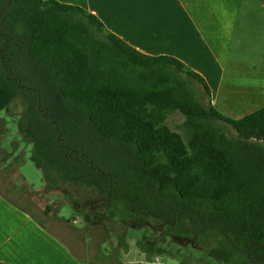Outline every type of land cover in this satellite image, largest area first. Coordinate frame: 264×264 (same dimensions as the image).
Masks as SVG:
<instances>
[{
  "label": "trees",
  "instance_id": "obj_1",
  "mask_svg": "<svg viewBox=\"0 0 264 264\" xmlns=\"http://www.w3.org/2000/svg\"><path fill=\"white\" fill-rule=\"evenodd\" d=\"M209 98L182 62L138 52L81 7L0 0V112L21 100L46 192L121 223L161 222L223 264H264V107L234 120ZM174 112L187 143L163 124Z\"/></svg>",
  "mask_w": 264,
  "mask_h": 264
},
{
  "label": "crops",
  "instance_id": "obj_2",
  "mask_svg": "<svg viewBox=\"0 0 264 264\" xmlns=\"http://www.w3.org/2000/svg\"><path fill=\"white\" fill-rule=\"evenodd\" d=\"M55 1L95 15L106 31L144 55L182 62L206 82L210 103L221 115L237 120L264 107V84H234L242 67L230 59L240 26H255L260 15L264 26L263 2L248 8L246 0ZM135 263L144 262L129 264ZM0 264L88 263L0 193Z\"/></svg>",
  "mask_w": 264,
  "mask_h": 264
},
{
  "label": "rangeland",
  "instance_id": "obj_3",
  "mask_svg": "<svg viewBox=\"0 0 264 264\" xmlns=\"http://www.w3.org/2000/svg\"><path fill=\"white\" fill-rule=\"evenodd\" d=\"M262 2L264 0H246L245 6L255 8ZM260 18L254 20L258 22L255 26L250 21L240 26L235 35L230 59L242 67L241 75L233 78L236 85L264 84V77L258 78L264 74V26ZM189 83L204 96L197 83ZM22 112L19 99L0 112V191L12 203L32 210L44 227L77 257L88 264H99L105 258L113 264H129L136 260L143 264H223L193 242L169 236L167 227L161 222L147 220L140 226L134 218L121 223L119 219L90 214V206L83 210L64 192H46L42 174L29 158L32 146L21 136ZM183 122L184 116L174 112L163 124L180 134L187 143L189 130ZM220 124L228 135H233L229 126ZM46 211L48 217L44 214Z\"/></svg>",
  "mask_w": 264,
  "mask_h": 264
}]
</instances>
